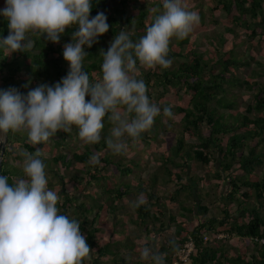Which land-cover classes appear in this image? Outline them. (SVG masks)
I'll use <instances>...</instances> for the list:
<instances>
[{
	"label": "trees",
	"instance_id": "16d2710c",
	"mask_svg": "<svg viewBox=\"0 0 264 264\" xmlns=\"http://www.w3.org/2000/svg\"><path fill=\"white\" fill-rule=\"evenodd\" d=\"M91 4L89 18L104 12L110 26L91 48L84 46L88 54L82 70L95 81L102 77L101 50L107 51L110 41L121 29L130 32L134 42L138 41L145 34L146 25L153 22L163 7L162 1H152L150 8L136 7L135 0H91ZM4 7L5 0H0V9ZM208 9L222 12L224 17L219 19L211 13L207 20L200 7L189 8L199 16V23L193 26L191 33L201 31L210 23L223 25L224 31L210 36L204 50L195 49L188 36L182 40L172 38L167 58L175 62L174 66L144 69L139 68L137 62L138 78L145 81L151 102L161 108L171 107L173 115L179 117L176 122L167 117L168 123L177 128V136L173 143L166 144L167 152L160 155V168L151 172L146 180L140 177L142 168L137 166V161L123 155L116 158L108 149L104 137L112 125L107 118L101 141L95 145L83 144L82 150L69 149L72 142L67 137L72 135L62 130L36 146L27 144L26 134L22 132L8 133L7 144L10 143L3 154L0 175L8 176L10 185L25 178L22 168L7 161L10 155L20 158L9 150L11 143L25 152L42 149L48 187H57L55 191L61 197L57 204L59 214L81 221V233L92 250L83 264H145L128 255L142 248L131 236L127 228L129 222L136 225L141 237L153 241L152 238L161 236L168 226L172 229V234L157 249L165 254V264H264V244L256 241L264 238V63L253 55L236 52L238 42L235 41L239 34L237 28H242L245 51L259 46L264 54V0H214ZM76 30V26L66 28L59 43L32 35L34 47L27 52L17 51L7 56L0 48V89L14 87L26 94L40 83L52 85L60 81L69 70V63L63 58V46L72 42L71 36ZM8 33V21L0 16V39ZM227 35L232 42L224 49ZM177 56L183 59L175 60ZM252 63L258 66L257 70L251 69L247 77L237 75L238 69L250 68ZM35 78H39L40 83L34 82ZM244 89L253 91V100L242 113L238 110V92ZM88 100L90 96H86ZM163 117L161 111L139 141L157 138L160 129L165 128ZM186 138L195 140L189 142ZM128 143L131 145V140ZM65 148L69 151L64 152ZM93 154L99 156V165L88 163ZM110 165L126 176L135 173V186L126 181L111 184L106 173ZM198 168L202 175L197 173ZM256 169H261L260 174ZM212 171L228 188L224 192L217 191L222 197L221 217L208 216L209 207L204 200V196H209L208 190L202 194ZM51 177H55L59 185L54 186ZM159 180L177 183V188L169 195V200L177 203L179 211L176 213L171 209L166 212L168 206L156 193ZM69 182L71 190L66 188ZM94 184H103L101 198L89 189ZM215 185L222 187L218 182ZM140 193H144L147 203L121 218L116 201ZM182 195L192 203L186 204ZM230 205L235 206L233 212L228 209ZM105 227L108 230L104 231ZM103 232L106 239L101 238ZM236 240L253 242L256 249L247 256L246 246H236ZM187 241L192 242L194 250L188 262L183 263L176 254Z\"/></svg>",
	"mask_w": 264,
	"mask_h": 264
},
{
	"label": "clouds",
	"instance_id": "9594fccd",
	"mask_svg": "<svg viewBox=\"0 0 264 264\" xmlns=\"http://www.w3.org/2000/svg\"><path fill=\"white\" fill-rule=\"evenodd\" d=\"M91 7V0H5L0 16L8 21L9 33L0 39V48L7 56L30 51L32 35L59 43L66 28L76 26L77 30L72 42L63 46L69 70L60 81L40 83L26 94L14 87L0 89V138L9 131L22 132L25 142L36 146L59 130L71 133L75 126L84 145H95L102 139L107 118L112 127L105 143L112 154L122 155L128 141L135 145L161 111L173 116L171 107L151 102L145 81L138 78L139 68H169L170 40L188 36L199 23L197 12L188 10L183 0H162L163 11L146 25L138 41L121 29L107 51L101 50L102 77L92 81L82 70L88 54L84 46L91 48L110 26L104 12L90 19ZM86 95L90 100L86 101ZM20 155L25 178L10 185L9 177L0 175V264H83L92 250L81 233V221L59 214L61 197L48 187L42 149ZM88 163L99 165V156L93 154ZM146 203L140 193L130 207ZM139 256L151 264L166 260L165 254L147 245Z\"/></svg>",
	"mask_w": 264,
	"mask_h": 264
},
{
	"label": "rangeland",
	"instance_id": "374dc122",
	"mask_svg": "<svg viewBox=\"0 0 264 264\" xmlns=\"http://www.w3.org/2000/svg\"><path fill=\"white\" fill-rule=\"evenodd\" d=\"M152 1H162V0H135V5H136V7L145 6L147 8H150ZM183 2L186 5L188 10H189V8L200 7L203 10V12L205 13L207 20H210V16H211L210 14L211 13H213V15H215L219 19L224 17V14L222 12H219V11L212 12L211 10L208 9L214 4V0H183ZM207 26L208 27L202 29L199 32H196V33L190 32L188 34L189 39L194 42V46L196 47L195 49H197V50H200V51L204 50L207 46V42H208V39L210 38V36L224 31L223 25L221 22H220V25H215L213 23H210ZM237 31L239 32V34H238V38H237L238 40H235L238 42L237 43L238 46L236 47V52H245L246 56L253 55L256 59H258L259 61L264 63V54H262L260 47L255 46L254 49L249 50V52H246L244 49V45L242 44L244 39H245V32H244L245 30L242 28H237ZM173 38H175V37H173ZM231 42H232L231 36L227 35L224 49H227V47L230 46ZM182 59H183V57H180V56L175 57V60H182ZM174 64H175V62L173 63V61H172L171 66H174ZM251 69L257 70L258 66H256L255 63H252L250 68L249 67L248 68L247 67L240 68L236 71V73L240 77H247L250 74ZM261 79L262 78H259V80H261ZM40 81L41 80L39 78L34 79V82H36V83H40ZM238 93L240 94L238 97V101L240 102L238 110L243 113L244 108L246 107V104L252 102V100H253V98H252L253 91H248V90L244 89V90L239 91ZM151 95L155 96V93L152 92ZM163 119L165 122V128L163 127V129H160V132H159V135L157 138H155L154 140H149V141H142V140L139 141L138 140L135 145H133V144L129 145L128 150L124 154H122L127 159L132 158L133 161H137V166H141V168H142V172L140 173V177L143 180H146L148 175L151 172L160 168V165H161V161L159 160L160 155L163 152H167L166 144L168 142L173 143L175 137L177 136V128L174 126V124H169L166 116H164ZM171 120H172V122H176L179 120V117L177 115H173L171 117ZM71 135H72L71 137H69V136L67 137V140L72 142L71 143L72 147H70L69 149H73L74 147H78V148H80V150H82L84 148V146H83L82 141H80L78 138V130L75 128V126H73V129L71 131ZM194 140L195 139L186 138V141H189V142H193ZM9 143L6 145H9ZM9 150L18 154V156H20V158L14 159L13 156L10 155L8 157L7 161L11 164L17 165L20 168H22L23 157L20 155V153L22 151L23 152H25V151L13 143L10 144ZM66 151L68 152L69 150H66V148H65L64 152H66ZM115 157L118 158V155H116ZM124 163H126V162H124ZM168 167L170 169H172V167H170V165H168ZM173 169H174V171H176V168H173ZM260 170L261 169H256V171H258L259 174H260ZM70 171L71 170H69V172ZM162 172H163V168L159 169L160 175L162 174ZM73 173H72V175H73ZM106 173L108 175L107 180L113 185H115L116 183L121 182V181L130 182L133 186H135V184H136L137 176L135 175V173L129 174L127 176L123 175L120 173V171H118V169L114 168L113 165H110L107 168ZM197 173L202 175V170L198 168ZM67 176L69 178V176H71L70 173H68ZM209 177H210L209 178L210 181L207 183V186L204 185V187L202 188V194L206 190H208V193H209V196H204L205 203L209 207L208 216L212 215V216L221 217V215H222V211H221L222 210V204L220 202L222 200V197H221V194H219V193L227 191L228 188L226 185L224 186V184L222 183V181L220 179H217L213 176V171L210 173ZM50 180L53 182L54 186L59 185V183L55 177H51ZM183 182H185V179ZM216 182L220 183V185H222V187L216 188V185H215ZM102 185L103 184H101V185L94 184L91 187H89V189L96 195L97 198H99V197L101 198V195H102L101 190L103 187ZM66 188L68 190H71V182L66 184ZM176 188H177V183L175 184L174 181L164 183L163 181L159 180V183L157 184L156 193L159 194L163 198L164 204H166L168 206L165 209L166 212H168V209H171V211L174 213L179 211L177 203L169 200V195L172 192H174V190ZM50 189L55 191L57 189V187L56 188L53 187ZM217 191L219 193H217ZM136 197L137 196L132 194L128 197L122 198L119 201H116V204L120 205V209L118 210V214L122 215L121 218H124L125 215L127 216L133 212V209L130 207V202L135 200ZM102 198H103V196H102ZM182 198L185 200L186 204L192 203V201H190V199L184 198L183 195H182ZM230 206L228 207V209H230V211L233 212L235 206L234 205H230ZM109 217L110 216H108V218ZM109 223H110V221H109ZM107 226H109V225H107ZM127 228L129 229L131 236L134 237V240L138 245H140L141 247H143L145 245H147L149 247L152 246V247H154L155 250L158 249L160 243H162V241L165 240L167 236L172 234V229H170L168 226V228L162 233L161 238H158V239L154 238V241H153L149 238L141 237V235L138 232L139 230L137 229L135 224H132L129 222L127 224ZM106 230H108L107 227H105L104 231H106ZM138 236H140V237H138ZM101 238L106 239L107 235H105V233L103 232L101 234ZM235 242H236V246H241V247L246 246L245 248H246V255L247 256H250V254H252L253 251L256 249L255 244H253V242H250V243L245 242L244 243V241H242V240L241 241L236 240ZM151 243H152V245H150ZM128 255L130 256V258L132 260H141L140 256H139V252L138 253H130ZM104 260H106L105 257H104ZM143 262L145 264H151L150 261H143ZM109 264H111V263H109Z\"/></svg>",
	"mask_w": 264,
	"mask_h": 264
},
{
	"label": "built area",
	"instance_id": "2783aa9c",
	"mask_svg": "<svg viewBox=\"0 0 264 264\" xmlns=\"http://www.w3.org/2000/svg\"><path fill=\"white\" fill-rule=\"evenodd\" d=\"M220 237H222L223 235H219ZM204 239L207 240L208 239V236L205 235L204 236ZM256 241H259V243L261 244H264V238L260 239V240H257ZM194 250V246L192 244L191 241H187L185 242L182 247L177 251V258L179 261L183 262V263H187L188 260H189V254Z\"/></svg>",
	"mask_w": 264,
	"mask_h": 264
},
{
	"label": "water",
	"instance_id": "95a60500",
	"mask_svg": "<svg viewBox=\"0 0 264 264\" xmlns=\"http://www.w3.org/2000/svg\"><path fill=\"white\" fill-rule=\"evenodd\" d=\"M0 135H3V134L0 133ZM8 140H9V134H7L5 138H0V171H1V166H2L3 154L5 152L6 144Z\"/></svg>",
	"mask_w": 264,
	"mask_h": 264
},
{
	"label": "crops",
	"instance_id": "0c3cea01",
	"mask_svg": "<svg viewBox=\"0 0 264 264\" xmlns=\"http://www.w3.org/2000/svg\"><path fill=\"white\" fill-rule=\"evenodd\" d=\"M162 235V234H161ZM161 238V236H157L156 239Z\"/></svg>",
	"mask_w": 264,
	"mask_h": 264
}]
</instances>
